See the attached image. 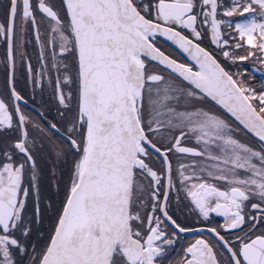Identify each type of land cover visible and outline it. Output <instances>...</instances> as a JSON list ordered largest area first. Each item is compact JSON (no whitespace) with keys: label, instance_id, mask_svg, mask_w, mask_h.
<instances>
[{"label":"snow or ice","instance_id":"obj_1","mask_svg":"<svg viewBox=\"0 0 264 264\" xmlns=\"http://www.w3.org/2000/svg\"><path fill=\"white\" fill-rule=\"evenodd\" d=\"M0 264H264V0H0Z\"/></svg>","mask_w":264,"mask_h":264}]
</instances>
